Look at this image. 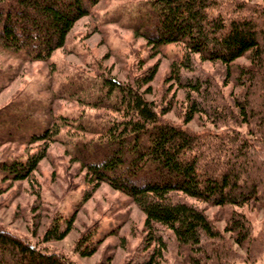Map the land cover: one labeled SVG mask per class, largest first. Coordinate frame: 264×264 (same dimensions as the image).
I'll use <instances>...</instances> for the list:
<instances>
[{"label": "rangeland", "instance_id": "rangeland-1", "mask_svg": "<svg viewBox=\"0 0 264 264\" xmlns=\"http://www.w3.org/2000/svg\"><path fill=\"white\" fill-rule=\"evenodd\" d=\"M215 1L212 12L220 8L225 16L254 17L261 30L259 42H264V0ZM149 10L150 0H99L45 60L0 47V160L45 149L28 178L0 177V228L75 264H144L154 245L146 243L145 214L132 198L105 181L93 189L86 168L72 158L77 141L97 139L104 125L121 119L118 95L105 96V77L137 87L154 68L153 77L140 83L138 91L161 120L200 135L209 147L227 146L231 136L245 138L264 162V145L257 139L263 121L250 108L241 113L236 104L248 99L254 112H264L257 107L264 104V88L249 84L242 73L249 68L256 73L258 62L246 53L230 64L228 75L223 64L203 60L198 53L187 60L182 42L151 48L137 32ZM196 79L203 83L199 93L190 87ZM44 125L51 130L57 125L59 131L30 142L28 137ZM224 170L216 167L217 173ZM185 200L205 212L220 238L204 239L206 252L196 253L159 227L166 248L152 264H192L194 257L199 264H264V197L240 205H213L190 196ZM233 215L250 228L242 245L226 227ZM70 217V229L62 238L43 240L47 228L56 224L63 230ZM93 247L90 254H81Z\"/></svg>", "mask_w": 264, "mask_h": 264}, {"label": "trees", "instance_id": "trees-1", "mask_svg": "<svg viewBox=\"0 0 264 264\" xmlns=\"http://www.w3.org/2000/svg\"><path fill=\"white\" fill-rule=\"evenodd\" d=\"M98 1L0 0V47L30 60H45L64 45L74 23L87 15ZM216 2L150 0V10L140 18L142 29L137 32L151 48L182 42L187 60L191 54L198 53L203 60L223 64L228 75L230 64L249 53L251 62H258V68L256 73L250 68L242 69V73L249 84L261 83L257 88L261 90L264 88V42H259L261 30L257 21L250 15L225 16L220 8L212 12L209 9H214ZM153 74L154 68L137 87L124 86L114 78L105 77V96L111 92L118 95L121 119L104 125L99 138L77 141L72 153V158L86 168L88 181L94 183L93 189L105 181L130 196L145 214L146 243L154 242V245L144 264H152L153 258L161 256L166 248L159 227L170 230L179 245L188 246L196 253L206 252L204 239L220 238L219 230L205 212L186 201L185 196L213 205H240L264 197V162L253 151L252 142L231 136L229 145L209 147L207 141L200 142V135L161 120L153 104L138 91L140 83L148 82ZM202 84L197 79L191 81V91L199 93ZM250 102L245 99L243 104L238 101L236 104L241 113L250 108L257 119L261 118L263 127L257 128V139L264 145V112H254ZM191 107L193 111L198 110L197 105ZM257 107L264 108V104ZM190 118L188 115L186 120ZM7 128L4 127L5 131L11 130ZM58 129L57 125L54 130L44 125L28 140H46L56 135ZM44 156L45 149L40 148L25 158L0 160L1 179L28 178ZM217 166L225 170L217 173ZM72 219L67 220L63 230L59 231L56 224L47 228L43 240L62 238L70 229ZM226 227L235 231V241L240 245L249 238L250 228L239 215H233ZM94 249L83 250L81 254L88 255ZM193 259L192 264H199L198 259ZM0 264L75 263L0 228Z\"/></svg>", "mask_w": 264, "mask_h": 264}, {"label": "bare ground", "instance_id": "bare-ground-1", "mask_svg": "<svg viewBox=\"0 0 264 264\" xmlns=\"http://www.w3.org/2000/svg\"><path fill=\"white\" fill-rule=\"evenodd\" d=\"M23 57V56H22ZM12 121V120H11ZM4 132V131H3ZM126 157V156H125ZM124 159V158H123ZM123 162H124V160H123ZM111 229V228H110Z\"/></svg>", "mask_w": 264, "mask_h": 264}]
</instances>
